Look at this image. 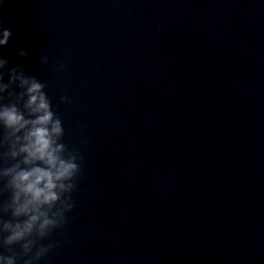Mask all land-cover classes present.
Instances as JSON below:
<instances>
[{"label":"clouds","instance_id":"obj_1","mask_svg":"<svg viewBox=\"0 0 264 264\" xmlns=\"http://www.w3.org/2000/svg\"><path fill=\"white\" fill-rule=\"evenodd\" d=\"M11 37L0 21V47ZM47 63L43 56L41 64ZM9 64L0 56V194H8L0 200V249L5 250L0 264H39L59 243L43 241L64 227L75 208L72 193L84 160L63 142V122L52 110L46 83L29 76L23 65ZM61 102L71 100L62 96Z\"/></svg>","mask_w":264,"mask_h":264}]
</instances>
